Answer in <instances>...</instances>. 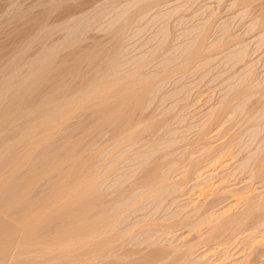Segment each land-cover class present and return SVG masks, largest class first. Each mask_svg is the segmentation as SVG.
Here are the masks:
<instances>
[{"label":"rangeland","instance_id":"obj_1","mask_svg":"<svg viewBox=\"0 0 264 264\" xmlns=\"http://www.w3.org/2000/svg\"><path fill=\"white\" fill-rule=\"evenodd\" d=\"M254 2L241 4L239 0H0V264H42L45 258L39 257L42 261L37 258L39 262L35 258L36 262L32 261V254L24 253V220L21 225L19 221L24 219V213L29 207H35L41 198L54 194L53 188L56 189L58 181L64 177L63 174L76 162L77 169L82 174L86 167L87 170H95V199L93 197L82 204L72 206V212L68 215L62 213L61 216L57 214L55 218H49L50 220L46 221L49 223L42 224L40 234L47 232L43 234L54 239L57 236L54 234L55 231L58 232L57 228L63 227L67 221L72 222L74 217L81 221L79 227L87 230V220L93 218L91 215L96 216L97 211L100 214L101 211H108L111 215L107 214L112 217L104 212L103 215L111 218L108 222L114 221L115 225L112 224L115 227L113 226L112 234L109 233L111 231L105 233L104 235L109 234L105 237L103 235L98 240L99 243L97 242L99 245L104 237L103 242L107 244L111 237H114L108 243L110 246L112 244L111 248L107 244L105 249V244L101 243L99 246L104 248L100 247V251H97L96 245L92 248L93 244L91 249L87 250L94 253L95 249L96 256L89 252L91 257L88 254L84 260L82 255L76 257L81 250L79 252L75 248V251H71L75 254H70L72 256L67 259L71 260L72 264H264L263 211L257 215V212L252 213L249 219L247 216L241 230L234 231L230 237L227 235L232 231L230 232L231 225L228 224L226 225L229 229H224L226 234L221 233L222 229L219 233L216 232L219 234L215 235L217 238L212 239L216 233L212 234L211 241L206 239L207 236L204 237L215 225L226 221V217L241 216L249 199H257L260 196L258 194H261L262 199H259L264 202V26L260 27V22L264 20V0ZM122 26V32L114 31ZM112 48V52L117 50V53H112ZM198 51L201 57L196 60V56L191 54L196 55L195 52ZM106 52L111 58L117 57L119 53V59H114L118 61L111 62L110 56L106 57ZM109 61L112 65L108 64V67L114 69L116 66L105 76L108 78L105 82L108 85L113 84V87L109 86L111 92L116 89L123 90L124 86V89L131 88L134 82L131 85L126 82H132V79L137 80L138 85L142 82L146 86L148 84L147 88L143 84L139 86L148 90L136 104L137 107L135 103L134 107H123L124 114L129 113L131 117L123 116L133 118V123H140L138 130L141 135L137 134L134 139L131 138L133 141H128L127 138L125 140L124 137V141L121 137L117 140L110 139L113 138L112 129H107L105 134L98 138L96 127L95 130L92 129L94 134H91L88 128L96 122L97 112L105 110L104 106L103 109L101 106L98 108L95 96H92L95 98L94 104L93 100L92 103L89 102L92 107L86 104L91 108L87 106L86 109L85 106L82 113L78 109L76 112H68L74 114H67L69 119L66 116L58 123L62 126L60 128L57 125L59 130L56 127L49 130L52 126L46 127L44 124L47 123L42 125L40 111L36 109L37 101L42 96L41 92L50 91L57 83H61L65 91H58L59 103L55 105L59 106L61 103L62 107L65 105L64 101H68L70 95L76 92L72 93L71 90L77 88V91H84L83 76L85 81L89 76L98 77L100 80L105 74L100 63L105 65ZM100 71L102 74L92 75ZM252 73L255 75L252 76ZM130 74L134 77L131 78ZM251 77L255 80L251 81L250 93L239 102H234V108H229L226 112V105L233 100L245 80L248 81ZM114 81L119 84L120 89L117 85L114 86ZM80 83L83 86L78 88ZM114 87L116 88L111 90ZM128 88V94H135L134 91L130 92L135 87ZM94 106L97 107V112ZM250 106H255V109ZM71 108L70 106L68 110ZM64 109L67 112V107ZM91 113H95V116ZM125 117L121 120L124 121ZM65 119L68 121L65 122ZM91 121L94 123L91 124ZM37 122H41L40 126ZM29 124L33 125L34 130ZM49 125L51 124H47ZM36 126L39 128H35ZM41 128L45 129L43 134L40 132L43 131ZM86 129L90 135L88 131L84 132ZM52 130H57L53 137L49 134ZM40 134L45 135V141L43 138L36 141ZM93 135L97 138L93 139ZM32 140L35 145L34 142L43 143L37 144V147L34 145L33 149L30 142ZM26 143L31 144L29 145L32 151ZM25 144L29 149H26ZM4 149L10 150L5 152ZM61 156L69 161L62 163L56 170H49L55 161L63 159ZM45 166L48 172L40 175V181L37 179V182L24 192V184L29 181L27 179ZM154 170L158 173V179L161 177L160 180L165 183L162 181L163 192L159 191L161 188L153 192L150 183L147 184ZM140 182L141 185L138 184ZM145 193H148V196ZM81 208V212L84 210L82 213ZM81 217L86 220L87 225ZM222 235L224 236L221 237ZM50 237L46 238L53 242ZM40 238L39 241L44 239L42 236ZM189 245L192 248L195 245V249H191L192 253L188 254L184 250H187ZM51 250V256L58 252ZM97 252H102V257L99 256L100 253L97 255ZM181 253L185 255L183 257L187 258L186 260H181ZM88 257L95 259L88 261ZM104 257L106 260H103ZM30 259L32 262L29 263ZM57 260H44L43 264H63L66 261Z\"/></svg>","mask_w":264,"mask_h":264},{"label":"bare ground","instance_id":"obj_2","mask_svg":"<svg viewBox=\"0 0 264 264\" xmlns=\"http://www.w3.org/2000/svg\"><path fill=\"white\" fill-rule=\"evenodd\" d=\"M240 1V3L241 4H248V3H252V2H254V0H239ZM255 3V2H254ZM143 8V7H142ZM48 10V9H47ZM49 12V11H48ZM45 17V16H44ZM133 17V16H132ZM263 18V17H262ZM129 19V18H128ZM260 19V18H259ZM264 19V18H263ZM135 20V19H134ZM48 22V21H47ZM260 23H262L261 25H260V27H263L264 26V20H262ZM118 24V23H117ZM256 24V23H255ZM126 25V24H125ZM119 26V25H118ZM62 27V26H61ZM124 26H122V27H116L117 29H115L114 31H118L119 32V30L121 31L122 29H120V28H123ZM255 27H256V25H255ZM254 27V29H256ZM77 28V27H76ZM259 28V27H258ZM45 29V28H44ZM112 29V28H111ZM42 30V29H41ZM51 30V29H50ZM207 30H208V28H207ZM44 31V30H43ZM76 31V30H75ZM116 31V32H117ZM253 31V30H252ZM117 32V33H118ZM122 32V31H121ZM205 32V31H204ZM46 33V32H45ZM56 33V32H55ZM117 33H115V35H119V34H117ZM42 34V33H41ZM113 34H114V32H113ZM112 35V34H111ZM114 35V36H115ZM125 35V34H124ZM205 35V34H204ZM209 35V34H208ZM208 37V36H207ZM121 38H123V36L122 37H120V39ZM201 38V37H200ZM238 38V37H237ZM119 39V40H120ZM57 40V39H56ZM117 40H118V38H117ZM123 40V39H122ZM69 41V40H68ZM110 41V40H109ZM203 41V40H202ZM201 41V42H202ZM262 42H264V40H262ZM110 43H111V41H110ZM225 43V45H226V41L224 42ZM64 44V43H63ZM199 44V43H198ZM202 43H200L199 45H201ZM229 44V43H228ZM108 46V45H107ZM227 46V45H226ZM105 47V46H104ZM110 47V46H109ZM204 47V46H203ZM220 47H222L221 45H220ZM225 47V46H224ZM223 47V48H224ZM259 47V46H258ZM261 47V46H260ZM115 48V47H114ZM214 48V47H213ZM89 49V48H88ZM93 49V48H92ZM105 49V48H104ZM103 49V50H104ZM119 49V48H118ZM217 49V48H216ZM240 49V48H239ZM47 50V49H46ZM49 50V49H48ZM51 50V49H50ZM91 50V49H90ZM90 50H88V51H90ZM94 50V49H93ZM99 50V49H98ZM112 50H113V48L111 49V52H112ZM203 50V49H202ZM221 50V49H220ZM56 51V50H55ZM75 51V50H74ZM87 51V50H86ZM95 51V50H94ZM117 51V50H116ZM115 51V52H116ZM190 51V50H189ZM200 51V50H199ZM199 51L198 52H195V53H197L196 55H192L191 54V56H196V57H194L195 59L198 57H201L200 55H198V53H199ZM216 51V50H215ZM242 51V50H241ZM97 52V51H96ZM95 52V53H96ZM99 52V51H98ZM104 52H105V50H104ZM108 52H110L109 50H108ZM114 51L112 52V53H115ZM117 53V52H116ZM194 53V52H193ZM243 53V52H242ZM77 54H78V52H77ZM102 54V53H101ZM107 52H106V57H109L110 56V58H111V55H109L108 54V56H107ZM67 55V54H66ZM88 55H90V53L88 54ZM91 55H92V52H91ZM90 55V56H91ZM103 55V54H102ZM114 54H112V56H113ZM116 55V54H115ZM118 55H119V53H118ZM118 55H117V57L116 56H113L111 59H110V61L111 60H114L115 59V57L116 58H118ZM82 56H84L83 54H82ZM86 56V55H85ZM90 56H89V58H90ZM103 56H105V55H103ZM190 56V57H191ZM248 56V55H247ZM49 57V56H48ZM86 57H88V56H86ZM94 57H95V55H94ZM97 57V56H96ZM99 57V56H98ZM188 57V56H187ZM52 58V57H51ZM101 58V57H100ZM197 58V59H198ZM70 59V58H69ZM85 59V58H84ZM87 59V58H86ZM92 59H93V57H92ZM96 59V58H95ZM98 59V58H97ZM105 59V58H104ZM119 59V58H118ZM196 59V60H197ZM43 60H44V57H43ZM49 60V59H48ZM64 60V59H63ZM94 60V59H93ZM106 60V59H105ZM193 60V59H192ZM196 60H194V61H196ZM46 61V60H45ZM77 61V60H76ZM108 60H106V62H107ZM109 61V62H110ZM116 61H118V60H114V62H116ZM193 61V62H194ZM48 62V61H47ZM79 62H81V61H79ZM93 62V61H92ZM106 63L105 65H104V63L102 64V62L100 63L101 64V67L102 68H104L103 70H102V68L100 67V64H98L99 65V67L101 68H99L100 70H102V71H104L105 70V74H104V76L99 80V79H97L98 77H90V79H89V77H88V79L85 81V79H83L84 78V76H83V78H82V80L84 81H82L83 83H85L84 84V89H82V90H84L83 92L81 91V90H79V91H77L76 89L74 90L73 88V90H71L72 91V93L74 92V91H76V92H74L73 94H69L70 95V99H68V101H64V106H60L61 105V103H60V105L58 106V105H55L56 103H59V98L57 97L58 96V91H60V90H62V91H65V90H63V88H64V86L62 87V85H60V84H56L55 86H51L52 88H51V90L49 91V90H46L45 92H44V94H42L43 92H41V95L42 96H40V99H38V101H37V110H39L40 111V115H39V118H41V120L40 121H42V125H43V123H47V124H51V125H49V126H47V124H44V125H46V127H51V128H49V130H51V129H53V128H58L57 127V125L60 127V125L58 124L62 119H64V118H66V116H67V114H68V112H70V111H72V112H76V110L78 109V110H80L81 111V113H82V109L84 110L85 109V106H86V104L88 103L89 104V102L90 103H92V100H93V104H94V99H95V101L97 100V106H98V108H99V106H101L100 108H102V106H104L103 108L105 109V110H103V111H101V113H99V112H97L96 110H97V107H93V108H96L95 109V111L97 112V116L96 117H98L97 119H95L96 120V122L94 123V122H92L91 121V124L92 123H94V124H92L91 125V127L90 128H88V129H90V131H91V134H94L93 133V130H95V127L97 128L96 129V132L98 131V135H97V137L98 136H101V135H103V133L107 130V129H112V137L113 138H111L110 137V139H116L117 140V138L118 137H121V139H122V141H124V138H125V140H126V138H127V140L129 139H134L133 137H135V136H137V134H139V131L140 130H138L139 129V124L140 123H138V122H132V119H130V118H126L125 116H123V115H126V116H130V115H128V114H124V109H123V107H127V106H130V105H132V107H134L138 102H140L141 101V97H143L142 95L144 94V92H147V90H144L142 87L141 88H139V86H142V84L144 83V82H142V84L141 85H138L137 84V80L136 81H134V79H132V82H130V80L128 81V82H126V83H128L129 85H131V83H133L134 82V84H132L131 85V88L129 87H126V89H124L125 88V86L123 87V90L122 89H120V87H119V84L117 85V83H116V81H117V79H115L116 81H114V83H116L114 86H118L117 88H119L118 90L119 91H117V89L116 90H114V91H112V92H115V91H117V92H115V93H112L111 91H110V88H109V86H111L112 85V87H113V84L111 83V85H108L106 82H105V80H107L106 78H105V76L107 75V73L111 70L112 71V67H111V69H110V67H108V64L110 65L111 64V62L110 63ZM113 62V63H114ZM189 62V61H188ZM187 62V63H188ZM192 62V61H191ZM198 62V61H197ZM49 63V62H48ZM52 63V62H51ZM77 63H78V61H77ZM89 63V62H88ZM184 63V62H183ZM62 64V63H61ZM79 64V63H78ZM77 64V65H78ZM84 64V63H83ZM91 64V63H90ZM115 64V63H114ZM210 64V63H209ZM76 65V64H75ZM82 65V64H81ZM112 65V64H111ZM185 64H183V66H184ZM188 65V64H187ZM190 65V64H189ZM51 66V65H50ZM91 66H92V64H91ZM97 66V65H96ZM186 66V65H185ZM184 66V67H185ZM191 66V65H190ZM76 67V66H75ZM87 67V66H86ZM116 67V66H115ZM115 67H114V69H115ZM73 68V67H72ZM79 68V67H78ZM83 68V67H82ZM93 68V67H92ZM118 68V67H117ZM181 68V67H180ZM186 68H188L187 66H186ZM77 69V68H76ZM87 69V68H86ZM94 69V68H93ZM96 69V68H95ZM98 69V70H99ZM113 69V70H114ZM40 70V69H39ZM43 70V69H42ZM52 70V69H51ZM75 70V69H74ZM97 70V69H96ZM96 70H92L94 73L96 72ZM170 70V69H169ZM174 70V69H173ZM178 70V69H177ZM189 70V69H188ZM32 71V70H31ZM77 71V70H76ZM102 71H100V73H97L96 75L95 74H93L92 73V75L93 76H98V74L100 75V74H102ZM110 71V72H111ZM175 71V70H174ZM180 71H182L183 72V70L181 69ZM186 71H187V69H186ZM79 72V71H78ZM77 72V73H78ZM83 72V71H82ZM84 72H85V70H84ZM88 72H90V71H88ZM134 72V71H133ZM179 72V71H178ZM177 72V73H178ZM33 73V72H32ZM70 73V72H69ZM68 73V74H69ZM113 73V72H112ZM168 73V72H167ZM82 74V73H81ZM80 74V75H81ZM169 74V73H168ZM167 74V75H168ZM174 74H176V71H175V73ZM253 74V73H252ZM71 75V74H70ZM87 75H90V74H87ZM131 75V74H130ZM129 75V76H130ZM162 75H164V74H162ZM170 75H172V74H170ZM169 75V76H170ZM255 74H253L252 76H254ZM60 76V75H59ZM76 76V75H75ZM246 76V75H245ZM45 77V76H44ZM61 77V76H60ZM86 77V76H85ZM109 77V76H108ZM132 77H134V76H132L131 75V78ZM250 77V76H249ZM46 78V77H45ZM71 78V77H70ZM110 78V77H109ZM114 78V77H113ZM128 78V77H127ZM170 78V77H169ZM252 78V77H251ZM247 79L248 81H246L245 80V83L246 82H248V84H246L245 85V83H243L244 85L236 92V95L235 96H233V100H231L229 103H228V105H226V112L229 110V108L230 109H233L234 108V106H233V103L234 102H239L241 99H243V97L244 96H246V95H248L250 92V85H251V81H253V79L254 78H252V79ZM80 80V79H79ZM147 80V79H146ZM154 80H156V79H154ZM244 80V79H243ZM255 80V79H254ZM69 81V80H68ZM81 81V80H80ZM79 81V82H80ZM111 81V80H110ZM113 81V80H112ZM126 81V80H125ZM139 81H140V79H139ZM138 81V82H139ZM144 81V80H143ZM150 81V80H149ZM152 81V80H151ZM53 82V80L51 81V83ZM57 82V81H56ZM60 82V81H59ZM78 82V83H79ZM108 82V81H107ZM119 82V81H118ZM121 82H122V80H121ZM130 82V83H129ZM136 82V83H135ZM126 83L124 82V84L126 85ZM140 83V82H139ZM146 83V82H145ZM151 83V82H150ZM149 83V84H150ZM153 83V82H152ZM43 84V83H42ZM55 84V83H54ZM122 83H120V85H121ZM127 84V85H128ZM238 84V83H237ZM51 85V84H50ZM53 85V84H52ZM82 85V83H80L79 84V87L78 88H80V86ZM128 85V86H129ZM143 85H145V84H143ZM32 86V85H31ZM39 86V85H38ZM83 86V85H82ZM137 86H138V89H137ZM146 86V85H145ZM150 86V85H149ZM256 86V85H255ZM75 87H76V85H75ZM132 87L134 88V90L132 89ZM144 87V86H143ZM148 87V84H147V86H146V88ZM29 88V87H28ZM33 88H35V87H33ZM48 88L50 89V87L48 86ZM47 88V89H48ZM62 88V89H61ZM70 88V87H69ZM116 87H114V88H111V90H113V89H115ZM122 88V87H121ZM127 88L128 89H132V91H130V92H132V93H134L135 92V94H131V93H129L128 94V90H127ZM145 88V89H146ZM255 88V87H254ZM42 89V88H41ZM40 89V90H41ZM67 89V88H66ZM141 89V90H140ZM143 89V90H142ZM127 90V91H126ZM262 90V89H261ZM28 91V90H27ZM48 91V92H47ZM66 91H68V89L66 90ZM123 91L125 92L124 94H123ZM134 91V92H133ZM139 93H138V92ZM29 92V91H28ZM127 92V93H126ZM258 92H259V90H258ZM149 93H150V91H149ZM257 93V92H256ZM261 93V92H260ZM91 94H93V95H91ZM95 94V95H94ZM259 94V93H258ZM30 95V94H29ZM64 95H65V93H64ZM148 95V94H147ZM92 96H95V98H93ZM23 97V96H22ZM67 97V96H66ZM144 97H145V95H144ZM247 97V96H246ZM245 97V98H246ZM69 98V97H68ZM113 98H115V100H116V102H119V104L117 103L116 104V102H115V100H113L112 101V99ZM145 98H147V97H145ZM61 99H63L62 98V96H61ZM90 99H91V101H90ZM118 100V101H117ZM39 102V103H38ZM66 102V103H65ZM115 102V103H114ZM245 102V101H244ZM133 103V104H132ZM134 103H135V105H134ZM95 104H96V102H95ZM114 104H116L115 106H113ZM143 104H145L146 105V103L145 102H143ZM227 104V103H226ZM238 104V103H237ZM246 104V103H245ZM16 105V104H15ZM63 105V104H62ZM91 107L93 106L92 104H89ZM134 105V106H133ZM145 105H143L144 107H145ZM28 106V105H27ZM30 106H31V104H30ZM71 106L72 108L70 109V110H68V108ZM84 106V107H83ZM88 106V105H87ZM87 106H86V109H87ZM138 105H136V107H137ZM238 106H240L239 104H238ZM241 106H243V105H241ZM249 106V105H248ZM252 106V105H251ZM251 106H250V108H251ZM256 106V105H255ZM255 106H253L254 107V109H255ZM64 107H67V112L66 111H64V110H66V109H64ZM83 107V108H82ZM89 107V106H88ZM91 107H89V108H91ZM131 107V106H130ZM139 107H140V105H139ZM141 107H142V105H141ZM233 107V108H232ZM252 107V108H253ZM88 108V109H89ZM102 108V109H103ZM129 108V107H128ZM236 108V107H235ZM242 108H244V107H242ZM251 108V109H252ZM127 109V108H126ZM138 109V108H137ZM238 109H239V107H238ZM248 109V108H247ZM260 109V108H259ZM31 110H33V109H31ZM74 110V111H73ZM77 110V111H78ZM91 110V109H90ZM93 110V109H92ZM99 110V109H98ZM101 110V109H100ZM133 110V109H132ZM141 110V109H140ZM224 110V109H223ZM26 111V110H25ZM94 111V110H93ZM248 111V110H247ZM252 112H253V110H251ZM85 112V111H84ZM87 112H89L90 113V111L88 110ZM95 112V113H96ZM128 112H130V109H129V111ZM214 112V111H213ZM224 112V111H223ZM222 112V113H223ZM95 113H91L92 115H94L95 116ZM127 113V112H126ZM138 113H141V112H138ZM152 113V112H151ZM221 113V112H220ZM254 113V112H253ZM30 114V113H29ZM35 115H36V113H34ZM33 114V115H34ZM69 114H74V113H69ZM69 114H68V116H69ZM76 114V113H75ZM88 114V113H87ZM91 114H90V116H91ZM214 114V113H213ZM225 114V113H224ZM228 114V113H227ZM255 114V113H254ZM262 114V113H261ZM83 115V114H82ZM134 115V114H133ZM136 115V114H135ZM223 115V114H222ZM230 115V114H229ZM68 116H67V118H68ZM71 116V115H70ZM85 116V115H84ZM93 116V117H94ZM152 116V115H151ZM31 117V116H30ZM74 117V116H73ZM86 117V116H85ZM88 117H89V115H88ZM88 117H86V118H88ZM92 117V118H93ZM123 117H125V120L124 121H122L124 118ZM131 117V116H130ZM137 117H139V115L137 116ZM221 117V116H220ZM219 117V118H220ZM230 117V116H229ZM32 118V117H31ZM36 118V117H35ZM38 118V117H37ZM38 118V119H39ZM121 118H123L122 120H121ZM249 118V117H248ZM69 119V118H68ZM89 119H91V118H89ZM94 119V118H93ZM143 119H144V117H143ZM67 119H65V122H67L66 121ZM94 120V121H95ZM145 120V119H144ZM219 120V119H218ZM220 120H221V118H220ZM33 121V120H32ZM31 121V122H32ZM70 121V120H69ZM81 121V120H80ZM90 121V120H89ZM119 121H120V123H119ZM134 121V120H133ZM139 121H140V119H139ZM163 121V120H162ZM253 121V120H252ZM62 122H64V121H62ZM143 122V121H142ZM154 122V121H153ZM165 122V121H164ZM36 123V122H35ZM38 123V122H37ZM41 123V122H40ZM40 123H38V125L40 126ZM61 123V122H60ZM80 123V122H79ZM148 123V122H147ZM207 123V122H206ZM213 123V122H212ZM90 124V123H89ZM88 124V125H89ZM144 124V123H143ZM223 124V123H222ZM30 126H31V129L32 130H34V128H33V125H31V124H29ZM43 125V126H44ZM35 126V125H34ZM39 126H38V128H39ZM43 126H41V127H43ZM143 126V128H144V125H142ZM151 126V125H150ZM205 126V125H204ZM27 127V126H26ZM145 127H147L146 125H145ZM229 127V126H228ZM35 128H37V126L35 127ZM37 128V129H38ZM60 128H62V126L60 127ZM65 128V127H64ZM82 128V127H81ZM94 128V129H93ZM231 128V127H230ZM30 129V130H31ZM43 129V131H40V132H42V134H43V132H45V129L44 128H41L40 130H42ZM48 129V128H47ZM46 129V131H48ZM80 129V128H79ZM93 129V130H92ZM36 130V129H35ZM58 130H59V128H58ZM67 130V129H66ZM85 130V129H84ZM88 130L86 129V131H84L85 133L87 132ZM50 132V131H49ZM52 132H54L53 130L49 133L52 137L56 134V132H57V130H56V132H54V134H51ZM59 132V131H58ZM62 132V131H61ZM64 132H65V130H64ZM68 132V131H67ZM38 133H39V131H38ZM76 133V132H75ZM81 133V132H80ZM88 133H89V135H90V132L88 131ZM107 133V132H106ZM46 134V133H45ZM48 134V135H49ZM82 134V133H81ZM105 134V133H104ZM143 134V133H142ZM27 135H29V134H27ZM41 135V134H40ZM48 135H46V136H48ZM85 135H87V134H85ZM139 135H141V134H139ZM145 135V134H144ZM207 135V134H206ZM32 136V135H31ZM35 136V135H34ZM45 136V135H44ZM44 136H38L37 138H36V141H38L37 139H42ZM72 136H74V135H72ZM94 136V135H93ZM143 136V135H142ZM29 137V136H28ZM89 137V136H88ZM96 137V138H97ZM124 137V138H123ZM20 138V137H19ZM26 138V137H25ZM62 138V137H61ZM87 138V137H86ZM95 138V136H94V138L93 139H96ZM99 138V137H98ZM104 138H105V136H104ZM137 138V137H136ZM141 138V137H140ZM242 138V137H241ZM23 139V138H22ZM45 138H43V140H44ZM49 139V138H48ZM90 139V138H89ZM118 139H120V138H118ZM131 139V140H132ZM24 140V139H23ZM35 140V139H34ZM34 140H32V141H30V142H32V145H33V149H34V145L35 144H33V141ZM115 140V142H118V141H116ZM128 140V141H129ZM136 140V139H135ZM138 140V139H137ZM199 140V139H198ZM21 141V140H20ZM45 141V140H44ZM91 141V140H90ZM110 141V140H109ZM133 141V140H132ZM241 141V140H240ZM42 141H40V143H41ZM99 142V141H98ZM120 142V141H119ZM34 143H36V145H35V147H37V144L39 145L40 143L39 142H34ZM43 143V142H42ZM77 143V142H76ZM93 143V142H92ZM121 143V142H120ZM120 143H118V144H120ZM125 143V142H124ZM27 144V143H26ZM26 144H25V147H26V149L28 148V146H26ZM30 143H28L27 145H29ZM117 144V145H118ZM137 144V143H136ZM4 145V144H3ZM31 145V144H30ZM30 145H29V150L30 151H32L33 149H32V147H30ZM100 145V144H99ZM114 145V144H113ZM149 145V144H148ZM155 145V144H154ZM92 146V145H91ZM12 147V146H11ZM97 147V146H96ZM150 148V147H149ZM25 149V150H26ZM93 149V148H92ZM99 149H101V148H99ZM98 149V150H99ZM5 150V149H4ZM8 150H10V149H8ZM8 150H5V152L6 151H8ZM88 150V149H87ZM29 151V152H30ZM35 151V150H34ZM100 151V150H99ZM9 152V151H8ZM26 152V151H25ZM24 152V153H25ZM104 152V151H103ZM102 152V153H103ZM34 153V152H33ZM97 153V152H96ZM101 153V154H102ZM27 154H28V152H27ZM25 155V154H24ZM29 155V154H28ZM27 155V156H28ZM94 155V154H93ZM100 155V154H99ZM98 155V156H99ZM103 155V154H102ZM117 155V154H116ZM17 156V155H16ZM26 156V157H27ZM30 156V155H29ZM64 156V155H63ZM69 156V155H68ZM92 156V155H91ZM10 157V156H9ZM73 157V156H72ZM25 158V157H24ZM55 158V157H54ZM53 158V159H54ZM61 158H63L62 156H61ZM74 158V157H73ZM96 158V157H95ZM52 159V160H53ZM70 159V158H69ZM90 159V158H89ZM102 159H104V158H102ZM28 160H30L29 158H28ZM107 160V159H106ZM111 160V159H110ZM24 161H27V160H25L24 159ZM66 161H69L67 158H63V159H59V161H55V163L54 164H52V166L50 167V168H48L49 170H56V169H58L59 168V166L61 167V165H62V163H64V162H66ZM105 161V160H104ZM208 161V160H207ZM220 161V160H219ZM18 162V161H17ZM28 162H30V161H28ZM53 162V161H52ZM75 162V161H74ZM10 163V162H9ZM13 163V162H12ZM50 163V162H49ZM31 164V163H30ZM47 164V163H46ZM65 164V163H64ZM73 164V163H72ZM76 164L78 165V163L76 162ZM75 163L73 164V166H69V167H71V169H69L68 170V172H66V174L64 173H62L63 174V176L64 177H62L61 178V180H59L58 181V184L56 185V189H54L53 188V190H55V191H53L54 192V194L52 195V193H51V195L49 194V195H47V196H45V197H43V198H41L39 201H38V203H37V205L35 206V207H33L32 205V207H29V209L24 213V219H22V220H20L19 222H20V225H21V223L23 222V220H24V243H23V245H24V253H27V254H32V256H31V258L33 259L34 258V260H32V261H36V260H38L37 258H39V257H42V258H45V259H43V262H42V264L44 263V260H46V261H51V259H58L57 261H61V259L64 261V259L66 260V261H64V263L65 264H72L73 262L71 261V260H67L68 258L70 259V257L72 256V255H70V254H75V253H72L71 251H75V248H76V250H81V252L80 253H78V254H76L77 256L76 257H78V255L79 256H84L83 257V260H84V258H85V256H87L88 254H89V252H90V254H94V256H96V254H95V252H96V250L97 251H100L99 249H103L104 247H105V249H106V247H108V246H106L111 240H112V238L114 239V237H111V240L110 241H108V243L106 244V243H104L103 242V239H104V237L106 236V235H108L109 233L110 234H112V232H114V230H112V229H114L113 228V226L115 225L113 222H108V219H111V218H109V217H112V216H109V215H111V214H109L108 213V211H106V213L104 212V211H101V213L102 214H100V212H95L96 213V216H95V214H94V216H92L91 215V217H93V218H88V219H90V220H87V218L85 217V215L87 214H85L84 215V217L86 218V220H87V222H88V226H85V227H88L87 228V230L86 229H82L81 227H79V224H80V222L81 221H79L78 219L76 220L75 219V217H74V219H72L73 221L71 222V221H67L66 222V224L62 227L61 226V228H57L58 229V232L57 231H55L56 233H54L55 235H57L56 237H54V239H52V237H50V236H46V235H44L43 233H45V232H43V233H41V234H43V235H41L40 234V232H39V230L42 228V224H45V223H49V222H46L49 218H51V217H54L55 218V215L57 216V214H60V216L62 215V213H67V215H68V213L70 212V209H71V207L72 206H76V205H79V204H82V203H84V202H86V201H88V200H91L93 197V199H95V196H94V193L96 192V181H95V175H94V171L95 170H93L92 168V170L91 169H89V170H87V167L85 168V171L83 170V167L81 166V164H79V166L80 167H82V169L81 170H83L84 172H83V174H82V172L81 171H79V169H77V165H76ZM156 164V163H155ZM160 164V163H159ZM262 164V163H261ZM26 165V164H25ZM45 165V164H44ZM43 165V166H44ZM68 165V164H67ZM259 165V164H258ZM90 166V165H89ZM263 165H261V167H262ZM19 167V166H18ZM22 167V166H21ZM47 166H45L40 172H37L36 174H34V175H32V177L30 178H28L27 179V183L26 184H24V192H26L25 190H27V188H29V187H31V186H33L34 184H35V182H37V179L39 180L40 178H39V176L40 175H45L46 174V172H48V169L46 168ZM49 167V166H48ZM150 167V166H149ZM155 168H156V166H154ZM258 167V166H257ZM94 168V167H93ZM152 168V167H151ZM12 169V168H11ZM78 170V172H80V174H78V172L76 173V171L75 170ZM159 169V168H158ZM260 169V168H259ZM40 170V169H39ZM142 170V169H141ZM14 171V170H13ZM155 171V170H154ZM9 172V171H8ZM137 172V171H136ZM153 172V171H152ZM151 172V173H152ZM159 172V171H158ZM79 175V177L76 175ZM98 173V172H97ZM148 173V172H147ZM146 173V174H147ZM262 173V172H261ZM156 174H158V173H156V171L155 172H153V174H150L151 175V177L150 178H148V181H146V182H148L147 184H149L150 183V188H152V191L154 192H156V191H158V189H160L161 188V185L164 183V181L163 180H160V178L161 177H159V179H158V177L156 176ZM264 174V173H263ZM76 177H75V176ZM161 175V174H160ZM261 175V174H260ZM148 176V175H147ZM41 177V176H40ZM61 177V176H60ZM145 177V176H144ZM42 178V177H41ZM150 179V180H149ZM163 179V178H162ZM136 180V179H135ZM40 181V180H39ZM162 181H163V183H162ZM167 182V181H166ZM2 183V182H1ZM143 183H145L144 182V180H143ZM55 184V183H54ZM138 184H140L141 185V182L140 183H138ZM137 184V185H138ZM146 184V185H147ZM165 184V183H164ZM26 186V187H25ZM55 186V185H54ZM165 187V186H164ZM250 187V186H249ZM135 188H136V186H135ZM139 188V187H138ZM141 188V187H140ZM142 188H144V187H142ZM149 188V190L151 191V189ZM163 188V187H162ZM162 188L159 190V191H161L162 190ZM168 189V188H167ZM245 189V188H244ZM52 190V189H51ZM136 190V189H135ZM135 190H132L133 191V193H136V192H134ZM140 190V189H139ZM142 190V189H141ZM147 190H148V187H147ZM166 190V189H165ZM1 191V190H0ZM132 191H131V193H132ZM151 191V192H152ZM124 192V191H123ZM128 192V191H127ZM139 192V191H138ZM146 192V191H145ZM149 192V191H148ZM150 192V193H151ZM161 192H163V191H161ZM21 192H19V194H20ZM141 193V192H140ZM142 193H143V191H142ZM150 193H149V196H151L150 195ZM165 193V192H164ZM129 194V193H128ZM145 194H147V196H148V193H145ZM145 194H144V196H145ZM153 194V193H152ZM247 194V193H246ZM23 195V194H22ZM136 195V194H135ZM157 195H159V194H157ZM235 195V194H234ZM258 195H260L259 197H261V194H258ZM258 195H256V196H258ZM26 196V195H25ZM131 196V195H130ZM129 196V197H130ZM147 196H146V199H147ZM160 196V195H159ZM255 196V195H254ZM101 197V196H100ZM128 197V198H129ZM156 197V196H155ZM259 197L256 199H249V201H248V203H247V206H246V208H244L245 210H244V212L242 213V215L241 216H238V215H231V216H229V217H226L225 219H226V221H223L222 222V224H217V225H215L214 227H213V229L212 230H210L209 231V234H207V235H205L204 237H206L207 236V238L206 239H211V236H213L212 234L213 233H216V232H220L222 229H223V231H221V233L222 234H226V231L224 230V229H229V228H231V230H230V234H228L227 236H229L230 237V235H233L235 232L234 231H236V230H238V229H240L241 228V226H243V222H244V220L247 218V216H248V219H249V216H251V214L252 213H256L255 215H257L260 211L262 212H264V202L262 203L261 201V199H262V197H261V199H259ZM20 198V197H19ZM137 198V197H136ZM142 198L143 197H141V200H142ZM151 198H153V197H151ZM18 199V198H17ZM97 199V198H96ZM118 199V198H117ZM29 200V199H28ZM125 200V199H124ZM129 200H131V199H129ZM136 200V199H135ZM134 200V201H135ZM244 200V199H243ZM261 200V201H260ZM19 201V200H18ZM29 201H31V200H29ZM95 201V200H94ZM117 201V200H116ZM133 201V202H134ZM217 201H218V199H217ZM96 202V201H95ZM123 202V201H122ZM127 203V202H126ZM30 204V203H29ZM32 204V203H31ZM95 204V203H94ZM85 205V204H84ZM97 205H98V203H97ZM100 205H101V203H100ZM103 205H104V202H103ZM108 205H109V203H108ZM112 205V204H111ZM132 205V204H131ZM246 205V204H245ZM30 206V205H29ZM90 206H92L91 204H90ZM239 206V205H238ZM82 207V206H81ZM96 207V206H95ZM106 207V206H105ZM129 206H127V208H128ZM244 207V206H243ZM76 208V207H75ZM74 208V209H75ZM92 208V207H91ZM131 208V207H130ZM85 209H87V208H85ZM107 209V208H106ZM110 209V208H109ZM125 209V208H124ZM129 209V208H128ZM233 209V208H232ZM243 209V208H242ZM79 210V209H78ZM81 210H82V208L80 209V212H81ZM90 210V209H89ZM94 210V209H93ZM92 210V211H93ZM112 210V209H111ZM6 211V210H5ZM84 211V210H83ZM82 211V212H83ZM100 211V210H99ZM127 211V210H126ZM72 212V211H71ZM70 212V213H71ZM75 211H73V213H74ZM81 212V213H82ZM91 212V211H90ZM103 212H104V214H106V215H108L109 217H106L105 215H103ZM72 213V214H73ZM77 213H79L78 211H77ZM92 213V212H91ZM108 213V214H107ZM112 213H114V212H112ZM124 213H125V211H124ZM98 214V215H97ZM121 214V213H120ZM261 215H262V213H260ZM81 215V214H80ZM73 216V215H72ZM87 216V215H86ZM114 216V215H113ZM123 216H125V214L123 215ZM88 217V216H87ZM122 217V216H121ZM208 217V216H207ZM256 217V216H255ZM260 216L258 215V218H259ZM264 217V216H263ZM79 218V217H78ZM82 218V217H81ZM114 218H116V217H114ZM113 218V219H114ZM118 218V217H117ZM257 218V217H256ZM258 218H257V220H258ZM82 219H84V218H82ZM119 219V218H118ZM50 220V219H49ZM85 220V219H84ZM86 220H85V225H87V222H86ZM112 220V219H111ZM153 220V219H152ZM202 220V219H201ZM207 220V219H206ZM252 220V219H251ZM65 221V220H64ZM83 221V220H82ZM115 221H117V220H115ZM204 221V220H203ZM208 221V220H207ZM256 221V220H255ZM262 221V220H261ZM79 222V223H78ZM114 225H113V224ZM260 223V222H259ZM78 224V225H77ZM82 224H83V222H82ZM83 224V225H84ZM151 224V223H150ZM156 224V223H155ZM163 224V223H162ZM192 224V223H191ZM197 224V223H196ZM210 224V223H209ZM226 224H228V225H231V227H227V225ZM16 225V224H15ZM19 225V226H20ZM58 225V224H57ZM62 225V224H61ZM83 225H82V227H83ZM147 225V224H146ZM146 225H144V226H146ZM154 225V224H153ZM169 225H171V224H169ZM199 225V224H198ZM214 225V224H213ZM244 225H245V223H244ZM158 226H159V224H158ZM172 226V225H171ZM23 227V226H22ZM45 227V226H44ZM52 227V226H51ZM115 227V226H114ZM165 227V226H164ZM12 228V227H11ZM17 228H19V227H17ZM16 228V229H17ZM161 228H163V227H161ZM13 229V228H12ZM242 229H244V228H242ZM133 230V229H132ZM241 230V229H240ZM7 231V230H6ZM14 231V230H13ZM109 231H111V232H109ZM224 231H225V233H224ZM245 231V230H244ZM10 232V231H9ZM51 232V231H50ZM49 232V233H50ZM107 232H109L108 234H106V235H104L105 233H107ZM237 232V231H236ZM16 233V232H15ZM47 233V232H46ZM45 233V234H46ZM116 233V232H115ZM114 233V234H115ZM120 233V232H119ZM133 233V232H132ZM218 233H216V234H214V236L212 237V239H215V238H217V237H215V235H217ZM233 233V234H232ZM11 234V233H10ZM14 234V233H13ZM113 234V235H114ZM4 235H6V233L4 234ZM49 235H51V234H49ZM104 235V237H103V239H102V242L100 241V244L102 243H104L103 245H104V247L101 245V246H99V245H97V242L99 243V241L98 240H100V238H102V236ZM117 235V237H119V235L118 234H116ZM125 235V234H124ZM124 235H123V237H124ZM127 235V234H126ZM209 235V236H208ZM219 235V234H218ZM221 235V234H220ZM40 236H42V237H44V239L46 238V237H50L52 240H53V242H49L48 241V238H46V241L44 240V239H42V240H40L39 241V239H41L40 238ZM46 236V237H45ZM111 236V235H110ZM110 236H109V239H110ZM122 235H120V237H121ZM202 236V235H201ZM224 235H222L221 237H223ZM116 237V236H115ZM209 237V238H208ZM220 237V236H219ZM228 237V238H229ZM55 238H58L57 240L55 239ZM130 238V237H129ZM106 240H107V238H105ZM108 239V240H109ZM124 239H126V238H124ZM204 239V238H203ZM211 239V240H212ZM227 239V238H226ZM237 239V238H236ZM50 240V239H49ZM105 240V241H106ZM131 240V239H130ZM205 240V239H204ZM209 240H207V241H209ZM210 240V241H211ZM3 241V240H2ZM199 241V240H198ZM6 242V241H5ZM116 242V241H115ZM114 242V243H115ZM7 243V242H6ZM22 243H20L21 245H22ZM223 243V242H222ZM94 244V245H93ZM125 244H126V242H125ZM250 244V243H249ZM93 245V246H92ZM96 245V246H95ZM109 246H110V244H108ZM118 245V244H117ZM3 246H4V244H3ZM10 246V245H9ZM92 246V248L95 246L96 248H98V249H93L94 250V253H91L92 251H90V250H87L88 248L89 249H91L90 247ZM111 246H112V244H111ZM111 246H110V248H111ZM195 246V245H194ZM194 246H193V248H194ZM202 246V245H201ZM2 247V246H1ZM21 247H23V246H21ZM73 247V249H71ZM94 247V248H95ZM101 247V248H100ZM188 247V246H187ZM115 248V247H114ZM124 248V247H123ZM192 248V246H190L189 245V247H188V249L187 250H184V248H183V250L184 251H186L188 254H189V252H191L192 253V251H191V249H193ZM50 249V250H49ZM51 249H53V251H55V250H57L58 252H56V254L54 255V256H51V254H50V252L52 251ZM186 249V248H185ZM195 249V248H194ZM194 249H193V251H194ZM48 250L50 251V252H48ZM108 250V249H107ZM21 251H22V249H21ZM60 251V252H59ZM108 252V254H109V251H107ZM182 252V251H181ZM186 252H184V253H186ZM98 254L97 255H99V253L100 252H97ZM102 253V252H101ZM101 253H100V255L99 256H101ZM115 253V252H114ZM174 253H175V251H174ZM173 253V254H174ZM20 254V253H19ZM49 254H50V258H48V256H49ZM90 254H89V256H90ZM106 254V253H105ZM111 254V253H110ZM109 254V256H111ZM127 254V253H126ZM173 254H171V255H173ZM104 255V254H103ZM170 255V253L168 254V256ZM181 255H182V253H181ZM187 255V254H186ZM21 256V255H20ZM30 256V255H29ZM112 256H114V254L112 255ZM132 256V255H131ZM179 256V255H178ZM185 257V255L183 254L182 255V258H181V260H186L187 258H185L184 259V257ZM189 256V255H188ZM187 256V257H188ZM91 257V256H90ZM98 257V256H97ZM96 257V258H97ZM102 257V256H101ZM120 257H121V255H120ZM120 257H118V258H120ZM123 257H125V256H123ZM35 258H36V260H35ZM89 258V257H88ZM88 258H87V260H88ZM166 258H169V257H166ZM171 258V257H170ZM29 259V258H28ZM40 259V258H39ZM60 259V260H59ZM75 259V258H74ZM78 259V258H77ZM92 259H95V258H92ZM92 259H90L89 258V260L88 261H90V260H92ZM100 259V258H99ZM109 260H110V258H108ZM123 259V258H122ZM133 259V258H132ZM81 260H82V258H81ZM82 260V261H83ZM101 260H102V258H101ZM103 260H106L105 259V257H104V259ZM118 260V259H117ZM164 260H165V258H164ZM31 261V259H30V261H29V263L30 262H32ZM40 261H42L41 259H40ZM46 261H45V263H46ZM53 261V260H52ZM63 261H62V263H63ZM78 261V260H77ZM80 261V260H79ZM85 261H86V259H85ZM95 261V260H94ZM99 261V260H98ZM162 261V260H161ZM37 262V261H36ZM38 262H39V260H38ZM56 262V261H55ZM71 262V263H70ZM92 262V261H91ZM90 262V263H91ZM118 262H119V260H118ZM121 262V261H120ZM137 262V261H136ZM175 262V261H174ZM58 263V262H57ZM59 263H61V262H59ZM63 263V264H64ZM75 263V262H74ZM77 263H79V262H77ZM84 263V262H83ZM93 263V262H92ZM150 263V262H149ZM157 263V262H156ZM155 263V264H156ZM165 263V262H164ZM163 263V264H164ZM178 263V262H177ZM185 263H186V261H185ZM28 264V263H27ZM32 264V263H31ZM33 264H35V262H33ZM37 264V263H36ZM39 264V263H38ZM94 264V263H93ZM159 264V263H158ZM169 264V263H168ZM181 264H184V263H181Z\"/></svg>","mask_w":264,"mask_h":264}]
</instances>
